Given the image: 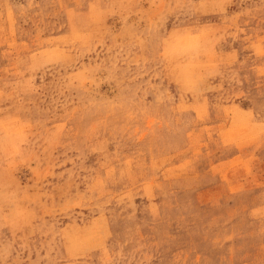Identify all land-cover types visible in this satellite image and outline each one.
Listing matches in <instances>:
<instances>
[{
  "label": "rangeland",
  "instance_id": "1",
  "mask_svg": "<svg viewBox=\"0 0 264 264\" xmlns=\"http://www.w3.org/2000/svg\"><path fill=\"white\" fill-rule=\"evenodd\" d=\"M0 264H264V0H0Z\"/></svg>",
  "mask_w": 264,
  "mask_h": 264
}]
</instances>
